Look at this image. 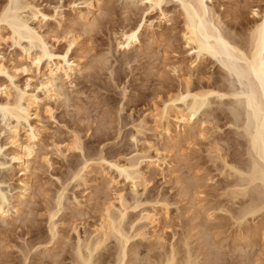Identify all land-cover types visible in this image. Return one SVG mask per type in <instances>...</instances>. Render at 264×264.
Here are the masks:
<instances>
[{
	"label": "rangeland",
	"instance_id": "1",
	"mask_svg": "<svg viewBox=\"0 0 264 264\" xmlns=\"http://www.w3.org/2000/svg\"><path fill=\"white\" fill-rule=\"evenodd\" d=\"M94 1L98 6L96 25L88 30L84 28L80 16L87 13L86 2L89 0H34L48 16V20L41 26V32L47 37L49 45L60 54L70 49V55L82 64L84 72L76 81L73 92L66 86V98L48 104L53 109L52 117L41 107V118L45 126L43 144H40V151L32 158V189L24 199L20 200L23 190L21 181L26 180L24 169L18 163L11 164L12 148L7 147L0 152V163L3 165L0 167V191L6 198V209L24 203L19 216L10 213L9 218H0V264H73L71 261L77 235L82 239L93 238L96 228L102 225L108 208L112 205L119 209L117 198L121 195L125 196V201L132 208L135 207V202L142 200L138 202L137 209L131 208L128 211L124 223L128 224V228L135 221L139 225L137 219L144 209L151 211L155 208V212L159 213L158 224H146V238L131 241L127 264H155L173 249L177 250V264H183L189 246L190 253L199 264H264V213L242 218L243 222L240 220L237 223V216L240 218L241 215L240 203L243 202L239 203L240 206L232 203L231 206L228 196L231 183L237 177L233 180L221 173L229 172V168L226 170L224 167L222 157L230 165L246 163L245 151L236 144L237 140L243 143L244 140L238 138L242 132L230 126L227 119L221 118L216 124H204L209 132L208 136L205 134L207 141L197 136L191 141L193 146L182 142L179 149L168 151L165 149L167 137L161 133V129L155 130L157 125L154 108H160L170 92L174 93L179 88V78L181 74L188 72L186 62L191 58L181 39L183 23L179 15L180 7L177 3H170L165 7L172 12L174 18L171 26H168L165 20L160 23L157 12L145 15L144 7L139 1L135 7L127 5V0ZM5 2L7 0H0V6ZM244 2L245 0H214V8L221 15L225 26L236 9H243L244 6L247 18H250L247 20L252 21L251 10L263 4L259 0H249L245 2L248 8ZM144 16L150 19L154 29L145 30L141 36L142 47H136L129 54L117 51L115 38L135 18L139 22ZM153 32H162L165 37L162 43L155 42L152 47L146 46L151 43L148 41ZM73 36L76 43L70 48L69 41ZM170 36L172 45L167 42ZM143 47L144 51L140 49ZM2 52L7 58L8 66L12 57L21 55L19 48L9 45H3ZM175 66L184 69L176 74L173 72ZM201 70L202 76L194 73L193 81L196 83L203 76H212V80L214 77L221 79L218 64L213 61L204 63ZM198 76L200 77L197 78ZM27 78L26 75L19 74V85H25ZM161 81H168L170 86L163 87L159 84ZM213 101L211 99L209 104L212 108L207 106L209 108L206 107L207 110L198 115V120L206 119L211 111L219 113L218 115L226 111L224 101L215 98ZM141 120L147 122L149 130L144 136H139L138 149H144L145 154L155 159V151L149 150L148 143L156 148H163L162 161L166 163L153 169H147L146 163L142 165L145 178L144 183H139L137 187L140 195L139 197L137 194V201L134 202L136 197L132 194V185L100 163L88 167L83 181L73 179L72 174L81 168L79 166L83 165L84 160L96 159L98 154H103L110 161L115 159L123 162L131 157L137 150L129 138L134 130L131 125L136 122L139 124ZM9 122L11 123L3 120L0 114V146L7 142ZM174 123L171 122V129L176 134L177 123ZM119 130L122 134L118 133ZM74 133L80 136L84 151L63 149L62 154L58 153L53 145H68ZM24 136L23 131L22 140H26ZM214 142H219L221 153L215 151ZM236 160L237 164L234 162ZM63 192L64 195H60ZM61 197L64 202L61 200L62 208L58 206L59 210L56 203ZM52 213L57 214L52 219L58 229L54 239H51L49 232L52 221L49 217ZM108 244L109 247L101 252L104 256L100 254L101 256L94 258V264H114L117 245L113 240Z\"/></svg>",
	"mask_w": 264,
	"mask_h": 264
},
{
	"label": "bare ground",
	"instance_id": "2",
	"mask_svg": "<svg viewBox=\"0 0 264 264\" xmlns=\"http://www.w3.org/2000/svg\"><path fill=\"white\" fill-rule=\"evenodd\" d=\"M127 1V5L134 7L138 5L137 3L139 1L144 7L145 15L157 12L160 23L165 20L168 26H171L174 18L171 15L172 12L170 13L169 9L165 7L170 3H177L181 10L179 14L182 17L181 22L183 23V28L180 31L181 39L184 42V48L187 49V53L191 56L189 61L186 62V70L188 72L185 71L186 73L181 74L179 78L180 86H177L179 88H176L174 93L170 92L168 98H166L167 100L162 103L161 107H155L153 111V113L156 112L154 114V120L157 125L155 130L161 129V133L167 137L168 144L165 149L171 151L173 149L177 150L182 142L191 146L197 136H201L207 141L208 139L206 137L209 135V132L204 124L206 125L207 122L209 124L215 123L216 121L219 122L221 118L227 119L230 126L236 127V130L238 129L239 132H242H240L241 134H237H239L238 138L240 137L244 141L242 143L236 139V144L245 151L247 157L246 163H241L243 165L240 163V165L234 164L235 166L230 165L227 162L228 160L225 161V157H222L224 167L225 169L229 168V172L221 171V173L228 178H233V180L237 177L231 183V190L228 193V196H230L229 202L234 206L243 202L240 203L242 206L239 207L241 208L239 210L241 211L240 218H238V215L236 221L240 223L241 220L242 223V220L248 216L254 217L262 212L264 213V0H259L261 4L263 2L262 5H259V8L252 7L253 9L250 12L253 18L252 21H248L250 18H247L248 14L244 11L245 7L243 6V9L240 8L237 10L235 8L236 11L231 14V20L226 26L221 15L214 8V0ZM246 1L248 2L249 0ZM86 4L88 11L86 14L80 16V21L84 23V28L91 30L96 25L95 14L98 12V6L94 0H89ZM248 5L250 6V4ZM245 6L248 7L246 3ZM225 14L228 15V13ZM47 20L48 16L43 12L41 7L34 3V0H7V2L0 6V114L3 120L11 121L8 125L9 130H7L9 133L7 142L5 145L0 146V152L7 147L12 148L11 164L18 163L24 169L22 171L25 172L26 180L21 181L23 185L21 189L23 190L22 195H20V200L27 197L32 189L31 176L34 173L31 167L32 158L36 155L37 151H40L41 147L39 148V146L42 143V134L45 130L41 118V107L43 106L45 113L52 117L53 109L48 104L53 101L56 103V101L58 102L66 98V86L73 92V89L76 88V81L82 72H84L82 64L76 60V57L72 58L73 55H70V49L66 53L60 54L49 45L47 37L41 32V26ZM137 22L138 20L135 18L133 23L123 29L118 38H115L117 51H122L123 54H129L136 47H142L141 36L146 29H154L153 23L150 22L147 16H144ZM164 37V33L162 32H153L150 41H148V43H151L146 46L152 47L151 45H154L155 42L157 44L159 42L162 43ZM171 39V36L167 39L170 45H172ZM75 43L76 38L73 36L72 40L69 41V47L72 48ZM3 45L19 48L21 52L20 56H16V58L12 57L9 60V66L7 65V58L2 52ZM140 49L144 51V47ZM208 61H213L218 64L221 79L214 77L212 80V76H208L210 78L198 76L197 78L200 77L198 82H194V73H199L202 76L201 66ZM183 69L175 66L173 72L178 74ZM19 74L28 77L25 85H19L17 81ZM168 83V81H161L159 84L164 87ZM213 98L220 99L226 103V113L222 111L224 109H221L222 112H220V115H218L219 113L216 114L215 111H211L207 114V120L204 119L206 121L198 120V115L203 110H207L206 107L210 106L209 104H211L210 102L211 99L213 101ZM210 107L212 108V105ZM121 111L119 112L121 113ZM172 121L177 123L176 128L178 131L176 134H173L171 129ZM136 123L131 125L134 133L131 132L132 134L129 138L137 150L131 157L121 162L115 159L113 161L107 160L103 154H98L96 159L84 160L83 165L79 166L81 168H78L72 174L73 179L81 181L84 174L89 170L88 167L100 163L104 167H108L109 170L116 172L119 178H122L132 185L131 189L133 193H131L136 197L134 202L137 201V196L139 195L137 193V187H139V183H142L145 178V174L142 172V165L146 163L147 169H153L160 167L161 163L165 164L166 162L162 161L161 151L163 148L159 149L148 143L149 146L147 145V147L150 151H155V157L157 159L150 158L151 156L149 157V154L144 153V149H138L140 142L138 138L139 136H144L149 130V127H147L148 124L145 120L139 121V124L137 123L138 125ZM121 125L118 124V126ZM23 131L26 140L21 139V133ZM119 132L122 134L121 130ZM197 133L199 135H196ZM71 138V142L64 147H61L60 143L54 144L53 146L56 151L60 154H62L61 151L63 149L65 151H84L80 136L75 134ZM218 143H216L214 149L221 153L222 148H218ZM45 160L47 161L48 159L46 158ZM237 160L234 162L236 163ZM2 166L0 163V167ZM60 195L63 196L64 192ZM124 197L121 195L117 198L119 209L114 208L116 206L112 207V205H109L112 210L110 207L108 208L109 210L107 209L108 211L105 210L107 213H105L102 225L98 229H94L93 238L85 237V239H82L77 235V243L74 246L71 261L73 264H94V258L100 254L103 255L102 251L109 247L108 245L110 244L108 243H111L112 240L117 245L116 253H114L116 254L114 264H125L126 258L128 257V249L131 248V241L137 238H146V224H152L153 226L158 224L159 213L155 212V208H152L153 210L151 211L144 209L141 211L139 219L136 218L137 224L139 225L137 226L135 221L133 222L135 225L132 223L128 228V224L125 225L124 223H126L128 211L132 207L128 205ZM61 198L60 200L58 199V204L56 203V207L59 210L62 208L61 200L63 201L64 199L63 197ZM140 201L135 202L137 204L134 203L135 207L133 208L137 209L138 202ZM23 205L24 203L21 202L19 205L12 206L11 209L9 208L10 210L6 209V198L0 191L1 219L9 218L10 213L19 216ZM113 208L116 210H113ZM56 215L52 213V216L50 215L49 217L50 220L55 218ZM53 220L50 221L51 228L49 232H51V239L56 237V230H58ZM135 226L137 227L135 228ZM203 242L205 243V241ZM188 249L183 264H199L190 253L191 250ZM176 252L177 250L173 249L170 254L166 255L159 262H155V264H177Z\"/></svg>",
	"mask_w": 264,
	"mask_h": 264
}]
</instances>
